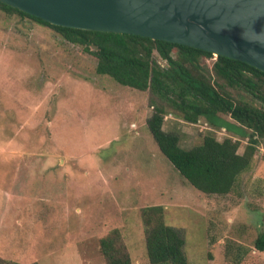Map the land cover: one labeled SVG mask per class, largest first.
Returning <instances> with one entry per match:
<instances>
[{
	"label": "rangeland",
	"instance_id": "374dc122",
	"mask_svg": "<svg viewBox=\"0 0 264 264\" xmlns=\"http://www.w3.org/2000/svg\"><path fill=\"white\" fill-rule=\"evenodd\" d=\"M209 65L211 60L206 61ZM96 59L57 33L0 11V256L21 264H105L99 239L117 229L131 264H149L140 212L161 205L183 232L187 264H264V140L226 196L196 191L160 153L149 91L95 72ZM214 127L167 115L190 148Z\"/></svg>",
	"mask_w": 264,
	"mask_h": 264
},
{
	"label": "trees",
	"instance_id": "16d2710c",
	"mask_svg": "<svg viewBox=\"0 0 264 264\" xmlns=\"http://www.w3.org/2000/svg\"><path fill=\"white\" fill-rule=\"evenodd\" d=\"M0 11L49 28L65 41L82 47L96 59L97 75L138 91H149L152 111L147 119L148 130L160 153L196 191L207 196L229 195L240 175L249 169L264 140V72L237 60L170 42L51 25L2 3ZM169 114L190 124L205 119L214 127H227V116L247 137L244 149L239 152L240 140L230 136L219 140L214 133L200 136L197 143L185 148L177 133L163 128ZM140 216L149 264H187L183 232L165 223L164 207L146 206ZM254 247L264 251V234L257 236ZM99 249L105 264H131L117 229L99 239ZM0 264L21 263L0 256Z\"/></svg>",
	"mask_w": 264,
	"mask_h": 264
},
{
	"label": "water",
	"instance_id": "95a60500",
	"mask_svg": "<svg viewBox=\"0 0 264 264\" xmlns=\"http://www.w3.org/2000/svg\"><path fill=\"white\" fill-rule=\"evenodd\" d=\"M51 25L131 34L264 72V0H0Z\"/></svg>",
	"mask_w": 264,
	"mask_h": 264
}]
</instances>
